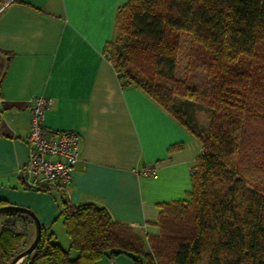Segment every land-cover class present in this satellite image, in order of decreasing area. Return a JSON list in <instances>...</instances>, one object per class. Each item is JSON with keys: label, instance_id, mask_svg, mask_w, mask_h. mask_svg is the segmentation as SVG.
<instances>
[{"label": "trees", "instance_id": "obj_1", "mask_svg": "<svg viewBox=\"0 0 264 264\" xmlns=\"http://www.w3.org/2000/svg\"><path fill=\"white\" fill-rule=\"evenodd\" d=\"M117 27L128 41L117 59L108 54L123 85L142 88L192 131L176 104V96H197L176 74L183 35L190 39L189 66L214 77L210 129L193 168L190 199L163 204L153 252H146L142 236L106 208L64 199L60 217L71 248L43 227L38 246L22 264H97L121 254L135 264H198L206 252L207 264H264V184L248 188L238 174L239 157L254 132L264 139L257 123L261 117L249 106L250 98L264 95V0H129ZM243 57L253 61L245 64ZM216 181L228 188L217 190ZM3 215L9 218L0 230V264H9L18 248L32 242L35 232L29 242L24 239L34 221L17 212Z\"/></svg>", "mask_w": 264, "mask_h": 264}, {"label": "crops", "instance_id": "obj_2", "mask_svg": "<svg viewBox=\"0 0 264 264\" xmlns=\"http://www.w3.org/2000/svg\"><path fill=\"white\" fill-rule=\"evenodd\" d=\"M128 1L0 0V201L30 208L56 236L61 220L67 232L64 199L98 204L139 233L158 221L163 204L188 200L193 190L200 139L145 90L124 86L108 54ZM39 95L54 100L45 113L49 130L81 135L70 191L31 188L21 172L30 100ZM151 166L153 175L139 173ZM56 236L71 248V238L67 244ZM97 264L135 261L121 254Z\"/></svg>", "mask_w": 264, "mask_h": 264}, {"label": "rangeland", "instance_id": "obj_3", "mask_svg": "<svg viewBox=\"0 0 264 264\" xmlns=\"http://www.w3.org/2000/svg\"><path fill=\"white\" fill-rule=\"evenodd\" d=\"M127 39L128 38L125 37V35L120 32L117 27L115 36L108 45V50H110L112 56L115 59H117V56L125 50V46L128 41ZM189 40L190 39L188 36H182L181 55L179 57L180 59L176 74L177 77L185 79L188 82V86L196 91L197 96L195 99H186L176 96V104L177 108L182 113L183 120L191 129L195 131L193 132L197 138L200 139L201 145H203V140L205 137H207L210 129V122L213 112L212 98L214 95L215 80L214 77L209 75L207 72L189 66L187 57ZM243 61L245 64H250L253 59L249 57H243ZM249 106L251 111L261 117L260 122L257 121V123L259 126L262 125L261 132L264 134V95H260L257 98H250ZM254 133L256 134H254L255 137H253V142L251 141V146L245 152L241 153L239 157L240 164L238 166V174L243 177L245 185L248 188L261 187L264 184V139L263 135H259L256 131ZM215 183L216 189L219 191L221 190V192H224L228 188L226 183L219 181H216ZM3 214H0V230L4 222L9 218ZM157 222L152 224V226L150 225L148 230L145 229L144 231L139 232L146 243V252H153L151 239L153 237H159L161 234L160 227ZM62 223L63 221L61 220L57 226L58 229L59 226L61 228L60 232L57 233V236L60 237L59 239H61L64 243L68 244V241H70V236L67 234ZM18 230L23 229L19 228ZM53 233L55 235V226ZM31 237L32 234L29 232L24 241L29 242ZM69 247H71L70 244ZM21 250L22 248L20 247L18 248L17 252H20ZM75 255L76 251L73 250L71 252V256L75 257ZM208 257V252L204 253L198 264H207L209 260Z\"/></svg>", "mask_w": 264, "mask_h": 264}, {"label": "built area", "instance_id": "obj_4", "mask_svg": "<svg viewBox=\"0 0 264 264\" xmlns=\"http://www.w3.org/2000/svg\"><path fill=\"white\" fill-rule=\"evenodd\" d=\"M28 160L21 168L26 184L31 188L70 191L76 165L81 157V135L76 131H53L45 126V113L54 100L34 96L31 100ZM156 167L139 171L153 175ZM193 174V170H192Z\"/></svg>", "mask_w": 264, "mask_h": 264}, {"label": "water", "instance_id": "obj_5", "mask_svg": "<svg viewBox=\"0 0 264 264\" xmlns=\"http://www.w3.org/2000/svg\"><path fill=\"white\" fill-rule=\"evenodd\" d=\"M25 180V179H24ZM17 212L21 214H27L32 217L35 224V233L30 245L23 251L19 252L9 264H22L25 259L30 256L38 246L43 233V225L37 214L30 208L24 206H18L15 204H7L0 206V214Z\"/></svg>", "mask_w": 264, "mask_h": 264}]
</instances>
